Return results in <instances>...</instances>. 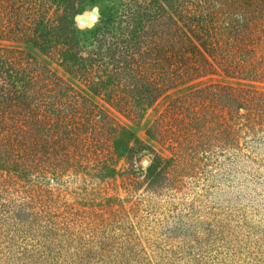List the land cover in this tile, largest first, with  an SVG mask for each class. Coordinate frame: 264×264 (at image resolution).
Here are the masks:
<instances>
[{
  "label": "trees",
  "instance_id": "1",
  "mask_svg": "<svg viewBox=\"0 0 264 264\" xmlns=\"http://www.w3.org/2000/svg\"><path fill=\"white\" fill-rule=\"evenodd\" d=\"M59 3V7L65 9L57 14L55 8ZM74 4V0L67 1L66 5L64 0H0V41H35L39 50L57 56L64 66L74 67L67 62L81 61L84 67L73 71L97 94L109 85L94 81L90 75L91 62L76 55L80 49L72 19L77 12ZM146 5L140 21L145 27L143 23L136 27V31L144 29L143 33H149V47L143 58L139 64L134 63L132 53L139 43L132 39L113 54V60L118 62L109 71L114 76H131L140 66H155L158 57L163 56V34L168 36V47L167 44L165 47L169 50V83L137 84L134 78L145 76L142 70L134 76L133 85L127 84V87L121 81L115 85L126 91L133 101H113L108 97L109 104L125 119L137 122L142 114L140 109L149 108L163 92L190 84L183 96L170 103L178 111L196 104L201 114L194 125L179 130L184 137L182 142L176 141L171 146V158L155 155L143 174L133 169L132 180L123 182V191L127 195H138L141 189L139 194L147 200L161 195L172 181L169 174L181 152L191 160H203L205 154L212 152L206 146L212 130L223 146L229 141L238 166H256L257 172L262 171L264 0H150ZM163 22L171 27V33L158 31ZM198 81L200 83L194 86ZM173 120L171 123L175 122ZM153 123L148 129L152 138ZM179 132L174 133L176 137ZM108 135L117 140L109 142ZM129 137L130 131L124 123L36 57L23 49L0 46V264H48V260L39 262L43 252L49 254L54 264H59L57 252L70 246H56L54 256L53 246L44 248L42 242L46 238L51 243L48 234L78 240L104 234L105 229L94 222L93 227L90 224L86 228L87 233L66 227L68 220H63L66 206L60 202L59 181L69 171H91L99 180L113 181L120 172L117 162L123 158L122 151ZM263 188L264 182H260L258 187H248L243 196L236 194L233 203L236 219L225 216L221 211H226L220 205L214 227L198 229L189 224L192 227L187 228L192 231L189 235L195 237L193 243L142 244L128 239L116 245L114 241L100 246L104 253L96 257L109 261L114 254L121 258L116 257L119 263L124 260L126 264H175L178 260H181L178 264H264V192L255 193L256 189L264 191ZM242 197L254 199L249 206H244ZM117 200L123 201L119 197ZM141 204L140 200H135L130 210L124 206L112 207L107 219L104 212L92 211V220L105 219L113 229L123 231L113 224L127 223L132 215L130 211L138 216L148 215L149 207ZM21 208L33 215L31 222L15 223V210ZM247 211L248 215L261 211L262 217L246 219ZM110 215L117 220H110ZM195 221L197 223V219ZM126 235L131 236L132 232ZM41 236L43 239L39 242ZM31 239H35V247L42 249L37 251L38 260L30 254L28 241ZM90 244L91 240L88 246ZM132 255L138 256L136 260L131 259Z\"/></svg>",
  "mask_w": 264,
  "mask_h": 264
},
{
  "label": "rangeland",
  "instance_id": "2",
  "mask_svg": "<svg viewBox=\"0 0 264 264\" xmlns=\"http://www.w3.org/2000/svg\"><path fill=\"white\" fill-rule=\"evenodd\" d=\"M64 1L65 5L67 1L70 3V0ZM95 1L97 0H74V6L77 12L72 19L76 35L75 41L80 49V52L76 53V55L79 58H86L89 63L91 62L90 75H92L94 81L109 85L100 93H93L73 71H80L84 67V63H81V61L78 63L77 61L71 60L67 62V65H73L74 67L64 66L61 60H58L57 56H51L39 50L35 41H0V46L23 49L25 52L36 57L38 61L49 67L64 81L100 108L116 117L117 120L124 123L130 131V137L126 141L127 145L122 151L123 158L118 159L117 162V168L120 172L113 181L104 182L99 180L91 171H69L59 181L60 195L62 197L60 202L66 206V213L63 214V220H68L66 227L75 232L87 233L89 230L86 228L90 224L93 227L94 222L98 224L97 227L100 229H105L104 234L92 238L91 236L83 237L82 240H78L77 237H61L57 233H51L48 234V238L51 240V243H49L46 238L39 237V242L43 239L44 248L46 246H53L54 256L56 255L55 251H57L56 246H70L69 248H65L64 246L61 251L57 252L60 254L59 264H126L124 260L119 263L121 258L118 255L114 256V254L110 255L109 261L96 257L104 253L100 250V246L103 247L104 244L113 243L114 241L116 245L121 244L120 241H128V239L129 241L131 239V242L139 241L142 244L193 243L195 237L189 235L192 232L188 230L192 228L190 225H195L198 229L200 227L204 229L207 226L214 227L215 221L219 217L220 205L226 211H221L225 216L229 219L235 218L233 211L235 207H233V203L236 194L240 193L243 196L248 187L255 188V186L258 187V183L264 182V169L262 168V171L257 172L258 169L256 166H251L250 168L238 166L229 148V141L223 146L219 138L216 137L215 131L212 130V137L206 145L212 152L205 154L203 160H191L189 157H186L187 154L185 152H181V157L177 162L175 161L173 171L169 174L172 181L171 183H167L161 195L147 200V197L139 194L142 193L141 189L138 191V195H127L123 191V182H130L132 180L133 176L131 172L134 173V170L139 174L145 172L147 166L142 164L143 160H148L150 164L151 159L155 155H160L164 159L172 157L171 146L175 145L176 141H181V138L184 137L182 135L183 131L180 133L179 130L183 127L194 125L195 119L199 117L201 112L200 107L196 104L195 106L193 104L186 105L185 111H178L171 105L172 100L183 96L190 89V84L163 92L149 108L144 111L140 109L142 114L140 120L137 122L125 119L121 113L109 104L108 97L113 101H120L119 99L121 101H133L129 99L126 91L120 90L121 88L115 85L117 81H121L125 85H133L134 76L142 70H145V76H142L141 79L136 76L134 79L137 84L169 83V73L167 72V68H169V61L167 60L169 50L165 47V44L168 47V43L166 42L168 36L161 35L163 56L158 57L159 60L155 62V66H152V68L146 65L144 68L140 66L136 71L131 73V76H125L124 74L114 76L109 71L112 65L118 62L113 60V54H116L117 50L123 47L126 42H131L133 39L139 43L138 49L132 53L135 64L140 63L146 49L149 47V33H143L144 29H137L136 31V27L139 25L142 26V23L145 27V23H140V21L143 10L145 6L147 7L146 3L150 0H146L145 4L140 0H114L115 3L112 6V10L105 18V26L96 30L90 39L81 40L76 31V17L84 9L85 5L94 3ZM59 5L60 3L55 8V13L57 14H60L65 9L64 6L59 7ZM158 29V31L161 29L164 30L165 34L171 33L172 31L167 22H163V25ZM125 39L129 40L125 41ZM66 58H68L67 52ZM119 61H121V63H118L120 66L122 65V58ZM66 67H69L71 71ZM222 80L228 81L226 79ZM198 83L200 82L198 81L194 86L198 85ZM128 85L127 87H129ZM192 100L199 101L197 99ZM184 102H187V100ZM173 104L179 105L178 102H173ZM183 107L181 105V108ZM173 119L175 122L171 123ZM152 123L155 126L152 134L153 138L149 137L148 134L149 126ZM211 127L213 129L214 125H211ZM177 131L179 132V137H176L174 134ZM191 136L190 134L189 138ZM107 138L111 143L117 140V137L114 138L111 135H108ZM125 155L128 157L127 160L125 159ZM263 192L260 189H256L255 191V193H260V195ZM63 197L65 198L63 199ZM117 197L123 199V201H118ZM253 199L247 200L242 197L241 205L249 206ZM135 200H140L142 202L141 206L149 207L147 209L150 210L148 215L143 214L138 216L135 211H130L135 216L132 217L131 215L130 219H127V223L124 225H118V223L113 224L115 227L120 226L123 231L113 229L105 221L112 207L117 208L119 206L123 208L124 206L127 210H130L129 208L133 206ZM15 211L17 212L15 223L19 225L23 221L28 220L31 222L30 219L34 218L33 215L22 210V208L16 209ZM92 211L104 212L105 219H95L93 221L91 216ZM248 211L245 212L246 219L248 216H253L254 219L262 217L261 211H253L249 215ZM189 216L191 217L189 218ZM195 219H197V223H195ZM110 220L115 221L117 217L110 215ZM129 231L132 232L131 236L126 235ZM20 235L24 236V233ZM39 235H41L40 232ZM89 240L92 241V244L88 246ZM28 242L32 249L30 254H32L33 259L38 260L40 255L37 254V251H41L42 249L35 247V239H31ZM147 254L149 255V251ZM116 257L120 259L116 260ZM137 257V255H132L131 259L136 260ZM47 260L48 264H54L49 254L43 252L39 262L44 263ZM179 261L181 260L174 261V263L178 264Z\"/></svg>",
  "mask_w": 264,
  "mask_h": 264
},
{
  "label": "water",
  "instance_id": "3",
  "mask_svg": "<svg viewBox=\"0 0 264 264\" xmlns=\"http://www.w3.org/2000/svg\"><path fill=\"white\" fill-rule=\"evenodd\" d=\"M114 3V0H97L85 5L75 21L76 31L81 40L90 39L96 30L105 26V18L112 10ZM142 164L148 166L149 161L143 160Z\"/></svg>",
  "mask_w": 264,
  "mask_h": 264
}]
</instances>
